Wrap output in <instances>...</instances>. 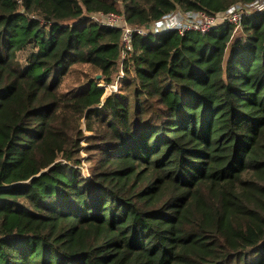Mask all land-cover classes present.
<instances>
[{"label":"trees","instance_id":"obj_1","mask_svg":"<svg viewBox=\"0 0 264 264\" xmlns=\"http://www.w3.org/2000/svg\"><path fill=\"white\" fill-rule=\"evenodd\" d=\"M252 1L0 0V264H264V10L124 57L92 18Z\"/></svg>","mask_w":264,"mask_h":264},{"label":"built area","instance_id":"obj_2","mask_svg":"<svg viewBox=\"0 0 264 264\" xmlns=\"http://www.w3.org/2000/svg\"><path fill=\"white\" fill-rule=\"evenodd\" d=\"M254 10H264V0H253L251 3L244 5H232L225 12L220 13L216 16H209L204 12L187 11L182 13L181 11H175L163 16L159 20L152 22L150 25L142 27H133L131 25H128L125 21L123 25H118L116 24L117 18L114 13L106 14L108 15V19L112 20H107L102 23L109 27H119L121 29V54L122 57H124V55L131 50V40L134 35L141 36L147 32L155 33L165 30H175L179 34H183L188 31H198L201 33H205L211 28L223 22L238 26L240 24L242 16L249 11ZM199 17L203 19V23L196 22Z\"/></svg>","mask_w":264,"mask_h":264},{"label":"rangeland","instance_id":"obj_3","mask_svg":"<svg viewBox=\"0 0 264 264\" xmlns=\"http://www.w3.org/2000/svg\"><path fill=\"white\" fill-rule=\"evenodd\" d=\"M114 15L116 16V24L118 25H123L124 23V14L123 12H118V13H114ZM108 15L106 14H94L92 15V18L93 19H96L100 22H104V21H107V20H112V19H108L107 17ZM115 16H112V17H115ZM197 23H203V19L201 17H199L197 20H196ZM235 26V30L238 29V27ZM121 64L119 65V69L117 71L116 74H114L112 76V81L106 83V87H105V92L106 93H110L112 91H115L117 90V79L119 76H122L123 75V72L121 71ZM84 72H87L89 73V75H92L94 74V71H92L90 68L86 67V66H76V71L73 72L69 77L68 79L64 82V87L65 88H75L77 87V84H78V81L82 80L83 79V74ZM97 85L98 86H102L104 85V82L103 81H98L97 82ZM87 133V132H85ZM88 134V133H87ZM80 145H81V148L79 149L78 151V159L80 161V163L77 165L79 170H80V173L85 176V177H89L90 174L92 173V165H93V161H92V158L96 156V154H93L92 150H89L88 148H86L87 144L85 143V141H80Z\"/></svg>","mask_w":264,"mask_h":264},{"label":"water","instance_id":"obj_4","mask_svg":"<svg viewBox=\"0 0 264 264\" xmlns=\"http://www.w3.org/2000/svg\"><path fill=\"white\" fill-rule=\"evenodd\" d=\"M99 77V75L97 76V78Z\"/></svg>","mask_w":264,"mask_h":264}]
</instances>
